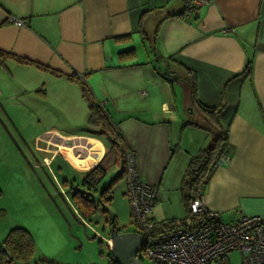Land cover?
<instances>
[{
    "label": "crops",
    "instance_id": "obj_1",
    "mask_svg": "<svg viewBox=\"0 0 264 264\" xmlns=\"http://www.w3.org/2000/svg\"><path fill=\"white\" fill-rule=\"evenodd\" d=\"M183 8V0H0V50L60 74L8 58L0 64V93H82L67 78L74 73L118 128L139 176L157 187L150 217L180 222L189 160L216 134L212 117L195 107V75L197 99L223 105L217 119L228 128L230 155L206 180L204 202L225 222L264 215V0H208L171 16ZM151 16L148 36L142 23ZM129 50L133 56L121 54ZM167 70L186 83L175 87ZM178 93H191V101Z\"/></svg>",
    "mask_w": 264,
    "mask_h": 264
},
{
    "label": "rangeland",
    "instance_id": "obj_2",
    "mask_svg": "<svg viewBox=\"0 0 264 264\" xmlns=\"http://www.w3.org/2000/svg\"><path fill=\"white\" fill-rule=\"evenodd\" d=\"M153 22L151 16L142 23L148 36ZM167 67L182 72L176 64ZM165 76L175 87L186 83L183 74L167 70ZM178 94L191 101V93ZM87 117L82 93H0V243L10 229H26L35 245L29 264H111L112 220L119 233L132 235L140 246L125 180L113 186L110 203L100 198L118 168L111 167L90 190L91 214L84 215L72 197L75 190L88 192L82 177L109 149L105 138L92 133L96 128ZM179 214L184 216L183 210ZM137 257L142 264H154L143 251Z\"/></svg>",
    "mask_w": 264,
    "mask_h": 264
},
{
    "label": "built area",
    "instance_id": "obj_3",
    "mask_svg": "<svg viewBox=\"0 0 264 264\" xmlns=\"http://www.w3.org/2000/svg\"><path fill=\"white\" fill-rule=\"evenodd\" d=\"M207 2L192 0L191 7ZM11 20L18 27L25 25L23 20ZM229 160V153L222 151L216 163L226 164ZM126 187L139 248L142 247L139 251L154 264H264V215H246L233 223L225 222L217 211L206 206L201 195L190 203L183 226L158 232L157 223L150 217L158 201V189L139 176L132 154L127 159ZM235 253L239 256L232 260Z\"/></svg>",
    "mask_w": 264,
    "mask_h": 264
},
{
    "label": "trees",
    "instance_id": "obj_4",
    "mask_svg": "<svg viewBox=\"0 0 264 264\" xmlns=\"http://www.w3.org/2000/svg\"><path fill=\"white\" fill-rule=\"evenodd\" d=\"M183 2V10L179 13L172 14L171 16L184 17L188 14V12L190 13L198 8V6L191 7L192 0H183ZM190 9L192 10L190 11ZM121 54L125 57L133 56L134 52L133 50H129ZM8 58L15 59L19 63L34 64L37 67L50 70L55 75H60L58 72L48 69L47 67L38 63L0 50V64H3ZM250 71L251 61L249 60L243 74L249 76ZM67 78L72 82L78 83L81 87L82 95L87 102L88 123L92 127L96 128V130L92 133L96 136L105 138L109 143V149L103 158L82 177V186L86 187L88 192H79V190H75L72 196L82 213L84 215H88L91 214L95 209L90 190H96V187L104 179L111 166L115 164L118 165L119 172L99 192L100 198L103 200V202L110 203L112 200V188L118 181H121L122 179L126 180L127 159L130 154H134L128 149L118 128L113 124L111 118L104 109V106L96 99L87 84L74 73L68 75ZM195 89V75H193L192 96L195 102V107L204 115L212 117L216 134L210 146L198 150L197 153L190 158L183 175L180 189L186 211L184 219H182L180 222L171 220L157 223L155 226V231L158 232L171 230L184 225V221L188 215L189 205L195 198L202 195L203 186L216 165V158L218 154L222 151L228 152V128L221 126L217 119L218 115L223 110V105L212 107L203 104L197 99ZM111 225H113V228L116 229L115 220L111 221ZM139 250H142V247L139 248ZM34 251L35 245L29 232L21 227L12 228L7 233L3 242L0 243V264H29L33 259ZM110 263L117 264L111 257Z\"/></svg>",
    "mask_w": 264,
    "mask_h": 264
},
{
    "label": "water",
    "instance_id": "obj_5",
    "mask_svg": "<svg viewBox=\"0 0 264 264\" xmlns=\"http://www.w3.org/2000/svg\"><path fill=\"white\" fill-rule=\"evenodd\" d=\"M110 240V254L117 264H142L137 257L140 246L132 235L119 233L112 228Z\"/></svg>",
    "mask_w": 264,
    "mask_h": 264
}]
</instances>
